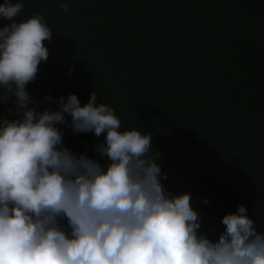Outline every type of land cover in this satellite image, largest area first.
Returning <instances> with one entry per match:
<instances>
[{"label": "trees", "instance_id": "16d2710c", "mask_svg": "<svg viewBox=\"0 0 264 264\" xmlns=\"http://www.w3.org/2000/svg\"><path fill=\"white\" fill-rule=\"evenodd\" d=\"M23 3L13 19L39 13L52 29L43 41L48 58L26 86L41 109L69 93L83 105L95 91L121 130L152 134L162 183L172 194L191 193L208 238L241 204L264 232V0ZM10 107L0 104V115L14 118ZM59 127L70 150L99 158L93 146L104 134Z\"/></svg>", "mask_w": 264, "mask_h": 264}, {"label": "clouds", "instance_id": "9594fccd", "mask_svg": "<svg viewBox=\"0 0 264 264\" xmlns=\"http://www.w3.org/2000/svg\"><path fill=\"white\" fill-rule=\"evenodd\" d=\"M23 8L0 3L9 21L0 26V104L14 105V118L0 115V264H264V232L246 207L223 215L222 232L208 238L191 193L162 183L152 134L121 130L95 91L83 105L69 93L39 107L26 86L48 58L52 29L39 13L13 19ZM59 125L104 134L93 146L99 158L65 146Z\"/></svg>", "mask_w": 264, "mask_h": 264}]
</instances>
